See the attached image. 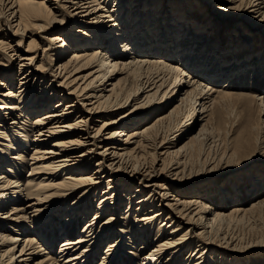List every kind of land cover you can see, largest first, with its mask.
Returning <instances> with one entry per match:
<instances>
[{
  "label": "bare ground",
  "instance_id": "1",
  "mask_svg": "<svg viewBox=\"0 0 264 264\" xmlns=\"http://www.w3.org/2000/svg\"><path fill=\"white\" fill-rule=\"evenodd\" d=\"M233 9L243 11L227 30L243 37L236 44L218 34L229 24L220 12ZM253 14L264 21V0H0V264H93L100 255L97 264H183V253L193 245L184 264H213V258L244 264L229 254L263 251L264 233L244 246L228 231L248 213L263 211L264 196L245 209L236 204L237 184L230 183V196L210 199L180 186L209 175L186 180V168L167 163V157H182L190 141L208 138L204 126L195 133L190 128L196 115L205 120L199 114L214 106L219 92L202 82V70L224 65L226 81L241 72L227 69L237 63L239 47L264 36V23L257 24ZM198 15L204 17L196 24ZM181 37L197 43L189 49L202 60L193 67L201 78L182 68L187 53L175 55L173 43ZM226 50H233L231 60ZM258 54L238 66L261 61ZM142 69L151 76L136 89L115 81ZM250 99L262 118L255 145L264 151V96ZM186 105L193 109L192 122L180 121L182 128L176 125L157 143L159 125L179 121ZM182 138L190 140L172 143ZM143 146H153L152 162L139 151ZM235 154L224 153L219 164ZM261 181L244 193L259 195ZM94 206V218L77 232Z\"/></svg>",
  "mask_w": 264,
  "mask_h": 264
},
{
  "label": "rangeland",
  "instance_id": "2",
  "mask_svg": "<svg viewBox=\"0 0 264 264\" xmlns=\"http://www.w3.org/2000/svg\"><path fill=\"white\" fill-rule=\"evenodd\" d=\"M227 10H225V13L220 12V14L221 15L225 14L224 18L225 17L227 18L224 21L229 24L224 25V26L222 25L221 29H224L222 31L221 29L218 28V34L222 40L230 39L231 42L235 44L240 43L243 37L241 35L238 36V32L235 33V32H232V30L230 32L228 31L230 27L234 28L235 26L234 22L238 21L236 19L233 20L232 19L233 16L234 15L236 16L239 14H240L239 16H241L243 11L237 12V9H233L229 11ZM193 11L197 13V8L193 9ZM253 15H254V21L257 24L260 22L264 23V21H261L262 19L261 14H257L256 17H255V14ZM203 17L198 15L197 16L198 19L193 18L192 20L195 21L194 23L196 24L201 23L202 22L201 18ZM229 18H231V20H228ZM209 32L213 34L217 31L215 30L213 32L212 31H209ZM244 33H245L244 31H241V34H244ZM232 35H235V37L231 38ZM183 37L178 38V40H175V43H173V47L175 48V51L177 50L175 55L178 59V55L185 57L187 53V56L184 60L186 65L184 63V66L182 68H185L186 70L189 71V73H192L198 78L199 77L201 78V76L199 75V73L201 74V72L198 70L199 73H197V70L194 68L198 66V63L202 62V60L200 59V56H196V54H194L195 51L189 49V45L192 47H196L197 43H195V45L193 46V44H191L192 42L189 43V41L186 40V38H191V36H188L186 38H183ZM207 37L208 38L206 39V43L208 45L210 36H207ZM29 41H30V38L27 39V41H25V43L23 44L24 48L27 47V44ZM235 49H238V48H235ZM233 50L225 51L226 53L229 52L228 60L232 59L233 55L231 51ZM238 50L239 51L242 50V51L237 52L239 54L238 55L239 59L237 63L235 62V60H233V66L228 67L227 69L232 70L233 72L235 71V69H240L241 72L235 71L234 72L235 76L228 81L221 80L223 78L222 75L225 74L224 72L226 70L224 69V65L216 64V65H213L214 68L203 69V70L202 68L207 67V65H205V67H201L202 72L204 73L205 71V77L202 78V82H205V84H211L213 86H216L219 92L213 95V98L215 99L214 106H211L210 108H208L207 111L199 114V116L203 117L205 120L197 121L198 115H196L190 128L192 129L194 128V133H195V132H198L204 126V128L207 129L206 136H208V138L206 140H201L200 142L190 141V143H188L187 151H185L182 154V157L180 156L181 158L177 156L167 157V163H170V164L179 163L180 168H178V170L186 168L185 173H184V178L186 180L187 179L191 180L194 177H198V176L202 177L203 174L209 175L208 178H204L203 180L192 182L190 184H185L184 186L183 185H180V186L181 188L185 190H189L191 189V187H193L194 189L191 191H197V192L204 191L203 194L206 195V197H209L210 199H213V197L218 198L220 196H223V197L230 196L233 193V191H235L231 187L230 183L237 184L236 188L239 190H237L238 200L236 204L245 209H248L251 207L252 202L264 196V181L259 182L261 185H263V189L259 192V195L256 196V194L253 193L252 196H249L244 193L246 190L251 189V184L257 178L264 180V161H263L264 151L262 149H258L255 145L256 139H257L258 128L259 126H262V123L260 120L262 118L259 116L257 105L253 103L252 99H250L251 97L264 96V36L259 35L256 38V41L247 43V46H241L239 47ZM254 51L257 54L258 52H260V54L258 55L263 56V59L261 61L255 63L256 59H248L246 60V62L247 63L251 62V64L245 65L243 63L241 66H238L241 60L245 56L250 55ZM42 53H43V50L40 51L39 53L40 56H42ZM197 54H200V53H197ZM180 60L181 62L183 61V59H180ZM257 60H260V59H257ZM242 70L244 71L242 72ZM89 71L90 70L83 72L81 74H86ZM150 76H151L150 70L142 69V71L139 70L138 73L134 76L121 74L117 77L115 81H119V86H122V88L131 90V89H136L137 87H140L141 82L143 83ZM171 76L172 77L169 79V82H168V87H170L172 80L174 78V75H171ZM211 79H212V82H211ZM15 85L16 87H18L19 81L15 82ZM225 85H228V86H225ZM38 93L39 92H37V96H38ZM222 93H225V94H222ZM246 97H250V98H246ZM131 104H134L132 100H131ZM170 106H172V104ZM196 106L198 107V109L200 108L199 101L197 102ZM249 106L251 110L248 108ZM192 114H193V109L190 110V105H186L180 111L178 115L180 119L179 121L178 120L176 121V119H172L170 121L168 120L164 122L163 124L159 125L160 134H159L157 143L161 142L163 138H169L170 135L175 132L177 127L182 128V126L179 125L180 121L182 122L184 121L183 123H186L188 121L192 122L191 120ZM186 115L188 116L185 117ZM205 115H208V116H205ZM128 123L129 121H127L124 125H128ZM134 123L136 124L137 122L135 121ZM195 123L197 125H195ZM145 125H146V122L141 127L143 128ZM176 125H179V126L175 128ZM134 131L135 129L131 128V132H134ZM33 139H34V134L32 133L30 134L29 142L31 143ZM189 140H190L189 138H182L179 140L175 139L172 143L174 144L177 143V145H181V144L187 143ZM153 149H154L153 146H151L150 148H147L146 146L140 147L139 151L141 152V154L146 153L145 158H144L146 162L148 161L152 162L153 159L149 153H151ZM25 152H27V154L25 153V156L29 159L31 151L25 150ZM226 152L230 154L235 152L236 154L232 158V160H230V162H221L219 164L220 159L222 158L223 154ZM154 157H156V155ZM226 157H227V154L223 156V159ZM140 162H143V160L140 159ZM254 163H256V165L254 166L253 169L252 168L242 169ZM210 169H213V170H211L210 172H204L200 175L196 172L190 174L189 176L186 175V174L191 173V171L199 172L201 170L208 171ZM27 173L28 172L26 170L24 171V173L22 172L23 177L21 180L23 183H26L27 181L26 180ZM138 181L139 179L136 181L137 185H138ZM105 187L106 185L102 187L101 191H103ZM214 187H216L218 191H216ZM185 192H188V191H185ZM235 196L236 195L232 197H235ZM96 200H97V197L95 201ZM97 202L98 201L94 202L95 205H97ZM226 208L228 209L227 212H230L233 207L228 206ZM94 210H96V206H94V209L91 211V214L88 215L89 217H87V219L83 220V222L79 224L77 232L82 229L84 223L94 218V215H95ZM158 224H156V226L154 227V230L152 231L153 233H151L153 234V236L154 235L156 236V234H158ZM136 229H137L136 225H131L130 230L132 232H135ZM228 233L230 234L229 235L230 237H233L234 239L241 241V243H243L244 246L251 240H254L257 237H260L264 233V208H263V211L258 212V213H253V214L248 213V215L240 222L238 221L233 222ZM160 235H162V233H160ZM75 236L77 235L75 234ZM244 246H240L238 248L241 250L244 248ZM58 247H59V242H57L56 245L51 247L52 249L54 248L53 254H56V253L58 254ZM193 248H195L194 245L183 253L182 258L180 260L181 263L183 262L184 264V261L190 256V254H192ZM229 256H230V259L235 261L236 263L264 264V250L260 252L256 251L250 254H245V253L235 254V255L229 254ZM100 257L101 255L98 258V262L100 261ZM213 261H214L213 264H218L215 258H213ZM98 262H95L93 264H97ZM189 262H186L185 264H190Z\"/></svg>",
  "mask_w": 264,
  "mask_h": 264
}]
</instances>
